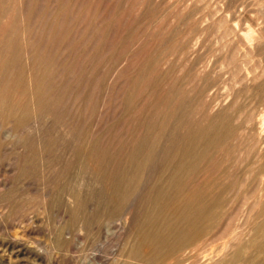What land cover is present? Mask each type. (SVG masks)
<instances>
[{
  "label": "bare ground",
  "instance_id": "1",
  "mask_svg": "<svg viewBox=\"0 0 264 264\" xmlns=\"http://www.w3.org/2000/svg\"><path fill=\"white\" fill-rule=\"evenodd\" d=\"M203 1L207 5L214 7L219 0ZM103 2V0H0V167L4 169L2 168V163L8 165L5 172L0 169L1 173L4 172V175L0 173V195L4 194L5 196V193H9V191L12 190L14 191L13 188H17V182L15 185V181L17 180V176L21 175V170H29V168L33 170L37 168H31L32 164L35 162V157L31 158L28 154L27 144H35L34 147H48L52 146L57 140L61 141L64 144V148L61 149L64 154L60 155L63 157L62 160H64L65 156L64 162L61 161L63 163H65L66 160L72 161L73 163L74 161L77 163H84L87 161L89 162L90 159H97L103 138L96 135L94 131V121L96 116L101 113L103 107L102 97L106 88L104 85L105 82L107 83V80L109 82L116 79L123 80V78H125L126 81L129 80V69L131 66L128 65V67L127 63L133 51L130 42L134 41V34L132 31L135 29L134 26L130 25L128 28L123 29L122 34L119 33L116 35L121 36L120 38L118 36L115 48L113 47L111 50L109 48L111 53L110 51L107 52L110 53L108 58L105 45L109 41L110 31L113 26H120L121 18L124 16L125 11L120 4H115L114 6L116 7L113 6L112 13L108 18H106V16L104 18L105 4ZM155 2L157 3V0H155ZM155 2L152 3L155 4ZM175 3L176 5L173 4L175 6L173 8L181 9V3L183 2H179L178 0V2ZM230 5H227V9H225V7L224 9L222 8L223 14L231 10L233 6L230 7ZM150 6L151 5H149V7ZM145 7L148 9V4ZM236 10H233L227 18L226 23H228L229 26L225 25V27L224 25H220L221 30L219 34L223 41L224 50L226 51L225 55L220 59L222 60V69L225 74L228 75V77L230 76L233 80L234 91L218 101L217 98L209 95L210 100L206 102L202 110L203 113L206 114L204 115L205 118L203 117L204 120H201V123L197 124L196 122L191 123L189 120V117L193 113L191 110L193 105L190 106L189 109L192 113H186V111L183 113L185 109L183 110L181 100L175 99V90L173 87H169L170 89L165 95L163 119H161V123L158 126L161 127V129L164 127V131L162 132H165L166 136L164 138L166 139V144L164 145V159L165 172L168 177L167 187L160 188L154 197L152 194H147L145 197V203H150L152 201L156 205L157 201L160 200L163 203V206L161 205V213L163 212L164 214L161 217L158 216L156 212L157 214L155 216L153 212L156 210L154 209V205L152 207L154 210H151L152 212L147 211L149 214H144L145 216L141 220H137L136 210H134V208L129 210L123 228L128 230L129 236H131V233L136 235V242L131 248H128L130 250L125 254L126 256H123L124 259H121L120 250L118 248L113 249L111 252L105 250L104 246L106 244L103 245L104 242L101 239L103 238L108 242V237L117 235L122 201L123 199H128L130 187H132L133 182L136 183L135 181L138 180V177L133 174V176L129 175L130 177L128 176V178L126 176L123 178L124 176L122 174L120 175V171H118L114 159V157H117V155L114 156V150V153L111 151L109 152L110 154H106V157L104 155V158L107 159L106 161L110 164L108 168L109 171L107 174L105 173L106 175L101 181H97L99 183L98 187L100 188L98 189L103 192V197L100 202L102 203L100 204L102 215L98 217L96 223L88 220L91 218H87L86 215L79 212L80 207H83L86 203L85 199L87 192L85 191L86 188L84 189L82 186L85 184L83 179H80L75 185L70 186L68 190L64 189L66 192L63 193L61 197H58L59 200H56L54 197H50L56 192L53 186H48L47 188L44 186L45 188H41L42 185L40 182H42V180L38 182V180L35 179L37 177L32 178V176L31 178H26L22 183V188L26 189V193L39 190L41 195L35 200L25 199L23 189L20 187V189H22L21 192H23L21 194L24 195V197L19 196L21 200L16 201L15 198L17 196L14 193H16L17 190L13 193L14 196L12 198H14L13 200L14 202L16 201L15 204L18 207L9 215L10 217L6 216L9 217L8 219L3 216L8 214L3 213V215H0V253H2L4 257L7 256L10 261L15 260L25 263L33 259L31 264H37V261H44L47 258L48 253L52 251L50 248H60V250L63 249L67 252L72 251V236L69 232L70 228L66 227V223H68L70 226L77 224L78 232L80 233L85 232L90 234L91 232H96L97 234V240L95 242L98 241L101 247H96V249L91 247L93 250L90 249L91 251L86 253L85 264H264V112L261 111L262 109L259 110V108H257L255 113L251 115L250 112L247 111V106L249 105L247 102L248 99L246 98V102L242 100L244 98L241 99L243 96L241 95L242 93L251 91L256 100H258V104L264 102V48L262 47V33L264 27L256 25L257 22L255 23V26H257L256 30H243L238 28V24L236 25V23L239 21L238 19L241 15ZM163 12L164 9H162L161 12L159 11V15L162 13L160 15L162 17L165 15ZM166 13L167 16L168 12ZM222 13L221 16H223ZM157 14L158 12L156 15ZM147 15L148 13L139 16L137 20L139 25L146 20ZM192 15H194V13ZM157 17L159 16L155 18V15H153L151 18L155 22ZM170 17L171 16L168 15V18ZM189 18L191 17L189 16ZM137 22H135V26ZM203 22L200 21L199 25L197 22L196 27L202 29L204 26ZM215 23H218L217 18L213 20V24ZM198 31L201 30H197V32ZM195 35L196 34L192 33L188 39L183 42L180 41V56L185 59L194 58L199 52V44L194 42ZM150 52L152 51L150 50ZM252 56L258 59L254 64L252 63L253 61H251ZM77 58H79L78 61L80 66L83 61L86 67L89 64L93 66L89 65L88 67H90L89 70H94V77L92 74V78L88 79L90 77V74H88V81L85 77L86 88L83 95L79 93L82 96L76 97V99L73 94H71L72 97L76 99L72 104H74L73 106L76 108L75 113L78 116L75 120L72 119L74 117H70L72 121L74 120L70 122V124L72 123L74 128H76L75 130L73 129L74 134L72 133L70 135L73 136H60L58 133L56 134L58 136L54 137L55 135L53 134V136H51L52 134L47 132V129L53 127L55 131L56 129L59 130L56 126H64V124H62L63 120L57 119L59 120L57 121L56 118L55 120L51 118L50 122H45L42 125L40 122L44 120L38 121V118L47 113L48 110L44 113L43 111H45L46 108L50 109L51 103L55 100L58 101L59 91H62L63 89L61 88L67 84L65 83L66 79H64L65 85H62V79L64 78L63 76H65L64 74L62 76V71L66 68L69 70L70 67L68 66L72 67L71 64L74 63L73 61L76 63ZM80 58H83L82 62ZM106 58H108L106 64L107 66L109 64V66L108 70L106 69L108 73V75H106L108 77H105V79L102 69H104L103 66L105 65L103 64ZM77 63L76 65H78ZM202 63L195 61L191 65L192 69L202 77L201 79L205 80L206 77L211 74V69L209 65ZM82 65L84 64L82 63ZM72 68L75 69L77 67L74 68L73 66ZM72 68L70 72L73 70ZM79 68L78 71H73L75 72L74 75H78L76 71L79 72V70L81 71L80 74L82 73L84 68ZM167 70H169L168 74L172 73L170 68ZM88 71L87 73H89ZM64 73L69 74L68 72ZM84 73L83 71V74ZM70 74L73 75V73ZM68 80L71 79L68 78ZM75 80L72 79V81L76 82ZM72 81H70V84H72ZM76 86H78V84H76ZM128 86L127 104L131 103L134 99L133 94L135 90L133 82H130L127 87ZM81 87L83 88L85 86ZM74 90L72 89L71 92H74ZM207 91L208 88L206 86L199 94L207 93ZM66 92H63V94L65 93L66 95ZM90 94L93 98V101L91 100L92 107L90 106L92 112L91 116L87 117L88 110H85V105L88 97L91 98L89 96ZM71 95L69 97H71ZM122 97H120V99H122ZM66 98H68V96ZM64 103L66 102L64 101L62 104ZM88 105H90V102ZM53 106L55 107L56 104ZM58 109L57 107V111L60 112ZM71 110H69V115L71 114ZM204 110L206 112H204ZM63 111L61 112L64 113ZM57 113L56 117L59 115ZM178 114H181V116L178 117ZM185 117L186 121L188 120L187 124H189V126L191 125L189 128L190 130L185 133L179 141H175L178 126L181 123V126L183 125L184 127ZM46 118L50 117L48 116ZM39 124H41V126ZM72 125L69 127H72ZM151 125H153V123ZM51 130L52 129H50V131ZM70 130H72V128ZM26 131H29V133ZM23 134L26 136L25 138ZM236 139L239 140L238 149L234 148L236 144L233 147L230 145L231 141ZM136 142L137 141L134 143L136 144ZM17 143L18 145L20 144L19 148L17 147ZM135 144L133 145L134 148L132 149V156L130 158L132 159V163L134 162V164L138 166L140 163L139 160L144 157L142 151H144L143 149L147 146L145 143L142 144L141 142H139L136 147ZM31 145L29 146L30 148ZM55 145L53 144V146ZM16 148L19 149L17 154L21 156L23 154V157L24 154L26 156L28 154L31 160H27V158L21 161L23 159L21 156L18 160L13 157L14 151L17 150ZM100 153V155H103L102 152ZM236 159L245 166L247 170V172H245V177L237 176V178H234L233 175L231 176V174H229L228 168ZM97 160H95L96 163L98 162ZM142 162L141 160V163ZM136 166L135 168H137ZM80 168L82 169V166ZM60 174H62V172ZM196 174L204 175V179L202 182L190 187L189 182H191L190 180ZM44 178L43 175V180H45ZM49 181H52V179ZM123 181L127 183L126 186L128 188L125 194L121 192ZM238 186H240L241 189L238 191V195H236V204L229 207V191L235 188L237 189ZM122 196L125 198L122 199ZM22 198H24L25 201H23L24 199ZM2 202L0 205L1 210L5 207L4 205V207H2ZM4 202L6 203V201ZM56 205H58V211L54 216L56 217L55 220L59 225V229L54 226L57 230H49L48 227L51 224L45 223V218L42 217L45 214L50 215L51 211L54 213L53 207L55 209ZM84 207L86 208V206ZM8 208H10V206ZM4 209H6V207ZM34 212L39 213V216L37 215L39 218L40 214L43 215L41 217L43 221L41 222L40 228L38 227V230L46 232L50 244H48L49 241L45 244L39 241L38 237L40 234L38 230H36L37 228L33 226V218L30 219V214ZM63 221H65V223H63ZM73 227L76 228V226ZM15 228L18 230L15 231ZM51 228L54 229L53 227ZM134 228H137V231ZM103 231L105 234H103ZM103 235H105V237ZM129 238H132V236ZM94 246H96V243ZM42 249L45 250V253L40 251Z\"/></svg>",
  "mask_w": 264,
  "mask_h": 264
},
{
  "label": "rangeland",
  "instance_id": "2",
  "mask_svg": "<svg viewBox=\"0 0 264 264\" xmlns=\"http://www.w3.org/2000/svg\"><path fill=\"white\" fill-rule=\"evenodd\" d=\"M103 1H104L103 3L105 4L104 5L105 11H104V15H103L104 18H105V16H106V18H108V16L112 13V11H113L112 8L115 4L116 5L120 4V6L125 11L124 16L121 18V22H120L121 27L119 25H117V26L115 25L112 27V30L110 31V33H111L110 38H109L110 42L108 41L105 45V51L107 50L106 55L108 54L107 55L108 58H109V55L111 53L110 50L113 47L115 48V46H116L115 43H117L118 36H119V38L121 36V35H118V36H116V35L119 33L122 34L123 29L128 28V26H130V25L135 27V29L133 27L134 30L132 31L134 34V35L132 34L134 41L130 42L131 46L133 47V49L131 48L133 51H132L131 55L129 56V60H130V61L128 60L129 64L127 63V66L128 65L131 66L129 69L130 78L128 81H126V79L123 78V80L122 79H116L114 81L112 80V82H109L107 80V83L109 82L108 84L105 82L104 87H106V88L104 90L103 97H102L103 107H102L101 113L96 116L95 121H94V126H95L94 131H95L96 135H99V137L103 138V140H102L103 146L101 144V147L99 149L100 152L103 153V155H100L101 153L99 152L100 154L98 153V155H97V159H99V160L90 159L91 161L90 160H89V162L87 161L90 165L87 162L77 163L75 161H74V163H75L74 164L72 161H67V160L65 161V163H63L65 160V156H64V160H62L63 157L60 155L64 154L61 151V149L64 148V144L61 141L57 140V142L53 143L54 145L57 143L55 146H53V144H52V146H48V147H39V146L34 147L35 144L34 145L30 144L31 145V148H30L29 147L30 145L27 144L28 148L27 147L26 148L28 149V154L30 155L31 158L35 157V162L32 164L31 168H35V167H37V168H35L33 170L30 168H29V170L28 169L21 170V173H20L21 175L17 174L18 175V176L16 175L17 180L15 179L16 180L15 185L17 182V186H16L17 188H13L14 191L12 190V191H9V193L8 192L5 193V196H4V194L0 195V198H1L0 205H1V202L3 201L2 207H4V206L6 207V209H4L5 207L2 208V210L0 209L1 210L0 215H3V213L4 214L6 213L8 215H3V216L6 219H8L10 217L9 215H11V213L18 207L15 204L16 201L21 200L20 197H24V195H25L24 198L25 199L27 198L28 200H33V199L35 200V199H38L40 197L41 192L39 190L26 193V191H25L26 189L22 188L23 187L22 183L26 178H31V176H32V178L37 177L35 179H37L38 182H40L42 180V182H40V184L42 185L41 188H45V187L47 188L48 186L49 187L53 186L54 191L56 189V192L53 191L54 195L52 194L50 197H52V198L54 197L56 200H59L58 197H61V195L66 192L65 190H68L70 188V186L75 185L77 182L80 181V179H83L85 184H83L82 186L84 189L86 188L85 191L87 192L86 193V199H85L86 203L83 205V207H80L79 212L83 215H86L87 218H91L88 220L96 223L98 221L97 220L98 217H100L102 215V208L100 207L101 206L100 204H102V203H100V202L102 201L101 198L103 197V192L99 191L100 188L98 187L99 183L97 181H101L103 179V177L109 171L108 168L110 167L109 166L110 164L106 161L107 159L104 158V155L106 157V154H108L111 151H112V153H114L113 152V150H114L115 151L114 156L117 155V157H114V159H115V163H116V166L118 168V171H120V175L122 174L124 176V177L122 176L123 178H125V176L128 178L129 175L133 176V174L138 177V180L135 181L137 184L133 182L132 187H130L128 199H123L125 197L122 196V199H123L122 202L123 203L121 206L122 210L120 209L121 215H120V221L118 222V233H117V235H115L113 237H108L109 238L108 242H106L103 238L101 239L104 242L103 245L106 244L104 246L105 250L111 252L113 249L118 248L120 250L119 252L121 255V259L123 260L124 259L123 256H126L125 254H127L128 251L130 250L128 248H131V246L133 244H135V242H136V239H135L136 235L131 233L132 238H129L131 236H129L128 230L127 229L125 230L123 228L124 227L123 224L125 222V218L127 217V213L129 212V210L131 208H134V210H136L137 213L135 211L134 212L136 213V219L137 220H141L145 216L144 214H149V212H152L154 209H156L153 211L155 216L157 213H158L157 215L161 216V217L164 214L163 212L161 213L163 203L160 200H158L157 204L155 205L154 202H152V201L150 203L149 202L145 203V197L147 194H150V195L152 194L154 197V195L156 194V192H158V190L160 188L167 187L166 185H167L168 177H167V174L165 172L166 169H165V159H164V157H165L164 156L165 155L164 154L165 153L164 152L165 151L164 145L166 144L165 143L166 139H164V138L166 136H165V132H162V131H164V127L162 129H161V127H158L160 125L161 119H163V115H164L163 114V106L165 103L164 102L165 101V95L167 94L168 90L173 87L175 90V99L177 98V99L181 100V103L183 104V110L185 109L183 111V113L185 111H186V113L187 112H189V113L193 112L191 114V116L189 117L190 122L191 123L196 122L197 124L201 123V120L203 121L205 118L204 115H206L205 113H203L202 110H203L206 102H208L210 100L209 95H212V97L217 98V101H218V100H222L223 98H225L224 96H228V94L230 95L232 93V91H234V82L231 79V77L230 76L228 77V75H226L225 72L223 71L222 60H220V59H222V56L225 55V53H226V51L224 50L223 43H222L223 42L222 38L219 35L220 30H221L220 25L221 26L222 25L229 26V24L226 23L227 18L233 10L237 9L236 11H238L241 15L238 19L239 21L236 23V25L238 24L237 25L238 28L243 29V30H248V29L256 30L257 26H255V23H257V22L258 23L256 25H261L264 27V25H262V24H264V0H259V1L258 0H226V1L225 0H219L218 1L219 4L217 3L214 7L207 5L203 0H182V1L179 0V2H183V3H181V9L182 10L180 8L179 9L173 8V7H175L173 4L176 5L175 2H178V0L177 1L176 0H164V1L163 0H157V3L155 2V0H151V1H148V0H121L120 1L119 0V2H118V0H103ZM152 2H155V4ZM229 2L231 5L229 4ZM147 4H148V9H147V7H145ZM156 4H158V5H156ZM149 5H151L150 7L151 8L153 7V8L151 9L149 7ZM152 5H155V6H152ZM227 5H230V7L231 6H233V7H231V10H229V12L224 13L225 14L224 15L222 13V10L224 9V7H225V9H227ZM114 7H116V6H114ZM154 7L156 10L154 9ZM162 9H164V12H163L165 14L164 17L160 16L162 13H160V15H159V11L161 12ZM141 10L144 11L145 13L142 12ZM156 11L158 12L157 15H156V13H157ZM165 11L168 12V15L171 16L170 18H168V15L166 16L167 13ZM219 11L222 13L223 16H221V13ZM149 12L152 14V16ZM154 12H156V13L153 14ZM138 13H140V14H138ZM143 13L144 14L148 13V15H147L146 20L141 25H139L138 24L139 22H137V20H138L139 16L144 15ZM193 13H194V15H192ZM149 15H150V17H149ZM153 15H155V18H156V16H159V17H157L158 20L156 19L155 22L151 18V17H153ZM189 16L191 18H189ZM213 18L214 19L217 18L218 23L213 24V20H214ZM219 18H220V20H219ZM221 19H222V21H221ZM125 20L128 22V24ZM151 21H152V23H151ZM196 21L198 22V25H199L200 21H202V22L204 21L203 22L204 26L202 27L203 30L200 28L198 29V27H196L197 26ZM135 22H137L138 26L137 25L135 26ZM125 25H126V27H125ZM206 25H208V26H206ZM197 30H201L202 32L201 31L197 32ZM192 33L196 34L194 36V42L199 44V52L194 58H192V57L189 59L186 58L187 59L186 60L185 58L180 56V52H179V50H180L179 47L181 44L180 41L183 42L184 40L188 39ZM262 43H263L262 47L264 48V29H263V33H262ZM109 48H110V50H109ZM150 50L152 52H150ZM109 51H110V53H107ZM177 53H178V55H177ZM108 58H106V61L103 64V65H105V66H103L104 69H102L104 78L108 77L107 76L108 73L106 72L108 70V66H109V64H108V66L106 64L108 62V60H107ZM255 58L256 57H254V56H252V58H251V61H253L252 62L253 64L258 61V59L257 58L255 59ZM78 60H79V58H77L76 63L78 62L77 64L79 65L80 63ZM82 60H83V58H80L81 62H82ZM186 61H188V62H186ZM195 61H198L200 63H202V61H203L202 64L206 63L207 65H209V68L211 69V71H210L211 74L208 77H206L205 80H202L201 79L202 77L199 76V74L192 69L191 64ZM73 62L74 63L71 64L72 67L74 66V68L75 67H77V68L73 69L71 66H68V67H70L69 70H68V68H66L67 70L63 69V71H62V76H63V74L65 75V76H63L64 78L62 79L63 80L62 85L64 86L65 83H67V84L64 87L62 86L63 88H61V89H63V90L66 89V90L65 91L60 90L59 94H58V96H59L58 101L55 100L56 103H55V101L53 103H51L50 109L46 108L45 111H43V113H44V112H46V110H48L47 113L45 115H42L40 118H38V121L44 120L43 122H40V123H42V125L45 122H50L51 118L54 120H55V118H56V120L57 119H59L61 121L63 120L62 124H64V126L66 124L65 128L63 125L62 126L57 125L56 127H58L59 130L56 129V131H55L53 127L48 128L49 130L47 129V132L52 134L51 136H53V134L55 135L54 137L58 136V135H56L58 133L60 136H62V135L70 136L72 133L74 134V130L76 128H74V126L72 125V123L70 124V122H73L75 120V118H78V116L75 113L76 108H74V106H73L74 104H72V103H74L78 97L83 95L84 90L86 88V81L85 80L88 78L87 75L90 74L89 75L90 77L88 79L92 78V76L94 77V74H93L94 70H89L90 67H88L90 64L86 67L84 61L82 62L84 65H82V63H81V66L76 65L75 61H73ZM220 65H221V67H220ZM82 66H85L86 68L82 67ZM90 66H92V65H90ZM106 66H107V68H106ZM190 66H191V68H190ZM92 67H91V69H92ZM71 68L73 70L70 72ZM78 68L79 69L84 68L82 70L81 74H80V72H81L80 70H79V72H77ZM168 68H170L172 70L171 74H168V71H169V70H167ZM64 70H66V71H64ZM74 70H77L76 74H78V75H74V73H75V72H73ZM83 71L85 72L84 74H83ZM87 71L89 73H87ZM90 71H91V73H90ZM64 72H68V73L70 72V73H73V75L69 73L70 74V76H69V74H67V73L65 74ZM224 74H225V76H224ZM66 75H68V76H66ZM85 77H86V79H85ZM68 78L71 80H68ZM77 78H78L79 82L77 81ZM228 78H229V80H228ZM64 79H66L65 83H64ZM72 79H74V80L76 79L75 80L76 82L72 81ZM88 79H87V81H88ZM68 81H69V84H68ZM70 81H72L71 82L72 84H70ZM81 81H83V82L85 81V82L83 83ZM130 82H133L134 87H135L134 88L135 89L134 94H133L134 99L132 100L133 102L131 101V103L127 104V94H128V88H129V86L127 87V85H129ZM76 84H78V86H76ZM80 84H81V86H85V87L82 88L80 86ZM166 86H168V87H166ZM206 86L208 88L207 93L199 94L202 90H204V88H206ZM80 87H81V89H80ZM68 88H69V90H68ZM72 89L73 90L75 89L74 90L75 93L71 92ZM120 90L122 91V93ZM66 91L68 93H70V92L71 93L68 94ZM63 92H66V95H65V93L63 94ZM76 92H78V93H76ZM111 92H112V94H111ZM79 93L80 94L82 93V95H80ZM125 93H126V96H125ZM246 93H247V95H246ZM246 93L244 92L241 94V95H243L241 97V99L244 98L242 100L245 102L248 99L247 102L249 105L247 106V111L250 112L251 115H253L255 113V110L257 108H259V110L262 109L261 111L264 112V102L258 104V100H256V98L254 97V95L252 94L251 91H247ZM71 94H73V96L75 98L76 97L77 98L75 99L74 97H72ZM70 95H71V97H69ZM77 95H79V96H77ZM67 96H68V98H66ZM89 96L91 98L88 97L89 101L87 100V103L89 104V102H90V105H88L87 103L85 105V110L86 109L88 110L87 111V117H90L91 112H92V109H91L92 106L91 105H92L93 98H92L91 94ZM135 96H137V97H135ZM138 96H139V99H138ZM120 97H122V99H120ZM248 97H250L251 99ZM71 98H72V100H71ZM197 98H198V100H197ZM123 100H126V101H123ZM255 100H256V102H255ZM62 101L63 102L65 101L66 103L62 104L63 103ZM71 101H73V102H71ZM197 101H199L200 103ZM52 104L53 105L56 104V106L54 107ZM57 104L61 105V106H58ZM66 104L67 105L69 104V105L67 106ZM123 104H124V106H123ZM131 104H132V106H131ZM261 104H262V106H261ZM192 105H193V108H191L192 112H190L189 109H190V106H192ZM256 105L260 106V107H257ZM86 106L87 107L89 106V107L87 108ZM57 107L59 108L58 110H60V112L64 110L63 111L64 113H62V112L60 113L59 111H57ZM60 108H62V109H60ZM248 109H250V110L252 109V110L250 111ZM50 110H52V111H50ZM69 110H71V114H70L71 116L68 114V113H70ZM148 111H150V112H148ZM120 112H121V114H120ZM204 112H206V111L204 110ZM56 113L59 114V115H57L58 118L56 117ZM125 113H127V114H125ZM48 116L50 118H46ZM59 116L61 117V119ZM180 116H181V114L178 117H180ZM70 117L71 118L74 117V118H72L74 120L72 121V119ZM125 119H127V120H125ZM59 120H57V121H59ZM122 122H124L125 124ZM187 122H188V120L186 121V117H185L184 127H183V125L181 126V123L179 124L178 130L176 132L175 141L176 140L179 141L184 136V134L190 130L189 128L191 125L189 126V124H187ZM152 123H153V125H151ZM39 125L41 126V124H39ZM68 125L69 126L72 125V127H69ZM71 128H72V130H70ZM50 129H52V130L50 131ZM159 130H161V131H159ZM26 132L29 133V131H26ZM161 133H163V134H161ZM158 134H160V135H158ZM20 135H21V133H20ZM23 135H22V137H23ZM72 136H70V137H72ZM25 137L26 136L24 135V138ZM133 138H134V140H133ZM236 140H232L230 145H232V147H233L236 144L234 146V148L238 149L239 148V144H238L239 140H237V141ZM135 141H137L136 144L134 143ZM139 142H141L142 144L145 143V145L147 147H145L146 149L145 148L143 149L144 151H142L143 152L142 154H144V157L139 160L140 163L138 166H136V164H134V162L132 163V159L130 157L132 156V151H133L132 149L134 148L133 145L135 144V147H136L139 144ZM19 145L17 143L18 148H19ZM18 148H16L17 150H15L14 151L15 153H13V157L17 158V160L21 156V155L17 154L19 152ZM58 148H59V150H58ZM108 149H109V151H108ZM110 149H112V150H110ZM30 151H32V152H30ZM59 151H61L62 153ZM237 152H238V150H237ZM121 153H122V155H121ZM28 154H27V156L24 154V157L22 154L21 157L23 159L21 161H24L27 158H28L27 160H31V158L28 156ZM39 154H41L42 156ZM161 155H163V156H161ZM53 158H54V160H53ZM116 159L118 160V162ZM95 160H97L98 162L96 163ZM141 160L143 161L142 163H141ZM61 161H63V162H61ZM94 161H95V164H94ZM34 164H35V166H34ZM79 164L82 166V169H84V170H82L80 168L81 166ZM84 164H86V165H84ZM133 164H134V166H133ZM22 165H24V164H22ZM0 166H1V163H0ZM2 166H3L2 168H4V169H1V167H0V169L4 170V172H5V170H7L8 165L2 163ZM135 166L137 168H135ZM131 167H132V169H131ZM232 167H234V168H232ZM72 170H73V172H72ZM29 171H31V172H29ZM80 171H82V172H80ZM4 172H2L3 175H4ZM61 172H62V174H60ZM135 172H137V173H135ZM228 172H229V174H231V176L233 175L234 178H237V176L238 177H245V172H247V170H246L245 166L241 162H238V160L236 159L233 162V164L229 166ZM34 173H36V174H34ZM43 175L45 177L44 178L45 180H43ZM0 177H1V175H0ZM57 177H58V179H57ZM53 178H54V180H53ZM50 179H52V181H49ZM203 179H204V175L196 174L190 180L191 182H189L190 187H192L195 184L202 182ZM49 183H51V184H49ZM126 185H127V183H124V181H123L122 188H121L122 194L123 193L125 194L127 192L128 188ZM20 187L23 189L24 193L21 192L22 189H20ZM238 187H237V189L235 188L234 190H231L234 193L229 191V205H230L229 207H232L236 204V201H237L236 195H238V193H239L238 191H240V189H241L240 186H238ZM18 189H20V190H18ZM15 191H16V193H14ZM60 191H61V194H60ZM13 193L17 196L16 198L18 199L17 200L15 198V200H16L15 202L13 200L14 198H12L14 196ZM21 193H23L24 195H22ZM101 193H102V196H101ZM28 194H29V196H28ZM3 196H4V198H3ZM24 198H22V199H24ZM25 199L23 201H25ZM4 201H6V203ZM237 204H239V203H237ZM58 205L55 206V209L53 207L54 213H52V211H51L50 215L45 214L44 216L40 214V218L42 216H43L42 218H45L44 219L45 223L47 222V223H50L52 225L51 226L49 224L50 225L48 227L49 230H55L56 229L55 227H57L59 229V225H58L57 221L55 220L56 217L54 216L56 214V212L58 211V208H57ZM9 206H10V208H8ZM84 206H86V208ZM153 206H154V209H152ZM158 209H159V211H158ZM147 211H149V212H147ZM36 213L37 212L30 214V217H31L30 219L33 218L32 219L33 220L32 221L33 226H35V228H37L36 230H38L41 226V222L43 221V219L42 218L40 219L39 217H37V215L39 213H37V214ZM95 214L98 216H96ZM150 214H153V213H150ZM6 216H9V217H6ZM63 223H65V221H63ZM73 226H76V228ZM51 227H53L54 229H52ZM66 227L70 228L69 232H70V235L72 236V248H71L72 251L67 252V251H64L63 249L60 250V248L59 249L50 248V249H52V251L50 253H48L47 258L44 261H37L36 262L37 264H85V256L87 255L86 253H88L89 251H91L93 249H96V247L97 248L101 247V244L98 241L95 242L97 240L96 232H93V233L91 232L90 234H87L85 232L80 233V232H78V228H77L78 225L77 224H75V225L73 224L72 226H70L68 223H66ZM134 229L137 231V228H134ZM14 230L16 231L18 229L15 228ZM15 231H13V232H15ZM38 232L40 234L38 237L39 241H41L44 244L49 241L48 244H50V240L48 238V235H46V232H44V231L41 232V230H38ZM103 234H105L104 231H103ZM103 236L105 237V235H103ZM73 241H74V243H73ZM95 243H96V246H94ZM40 251L42 253H45V250H43V249ZM30 260H31L30 262L28 260V263L15 261V260L10 261L7 256L4 257L2 255V253H0V264H31L33 259H30Z\"/></svg>",
  "mask_w": 264,
  "mask_h": 264
}]
</instances>
